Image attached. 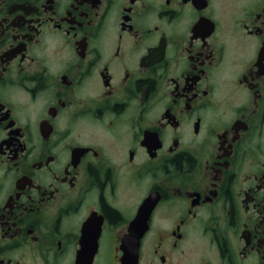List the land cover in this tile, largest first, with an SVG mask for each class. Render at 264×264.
Wrapping results in <instances>:
<instances>
[{
    "label": "flooded vegetation",
    "instance_id": "af4514ba",
    "mask_svg": "<svg viewBox=\"0 0 264 264\" xmlns=\"http://www.w3.org/2000/svg\"><path fill=\"white\" fill-rule=\"evenodd\" d=\"M0 264H264V0H0Z\"/></svg>",
    "mask_w": 264,
    "mask_h": 264
}]
</instances>
